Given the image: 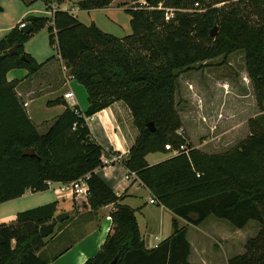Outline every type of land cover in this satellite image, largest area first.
I'll return each instance as SVG.
<instances>
[{"label": "trees", "instance_id": "obj_1", "mask_svg": "<svg viewBox=\"0 0 264 264\" xmlns=\"http://www.w3.org/2000/svg\"><path fill=\"white\" fill-rule=\"evenodd\" d=\"M19 1L31 5L40 0ZM65 1L73 0H56L58 5ZM115 1L81 0L77 6L81 11L102 10ZM144 1L146 6L139 3L128 10L132 35L124 38L58 9L51 17L24 20L30 34L18 25L0 39V205L28 190L46 191L48 183L88 177L90 210L114 205L115 211L113 234L85 264H111L116 258V264H192L189 227H199L210 217L240 231L256 222L257 235L248 238L244 252L228 264H264V0ZM196 4L202 12L195 11ZM167 9L174 10L169 21ZM45 28L70 76L85 88L89 106L82 112L63 98L48 102L66 109L42 134L17 96L20 81L8 82L7 75L22 69L31 78L52 59L39 63L24 51L26 41ZM215 28L217 36L212 37ZM14 46L18 54L11 56L8 51ZM232 56L243 57L261 114L249 121L251 133L245 141L225 153L207 154L179 134L183 121L176 98L181 76ZM115 104L127 111V122L137 135L125 168L176 217L173 234L152 250L142 240L135 210L122 204L123 196L96 174L104 167L103 148L93 140L87 119ZM168 145L172 151L185 146L188 154L150 166L147 156L169 153ZM31 149L36 156H25ZM57 211L58 202H53L19 213L13 224H1L0 264H50L68 250L53 257L45 254L48 242L40 228L54 222ZM177 218L187 226L180 228Z\"/></svg>", "mask_w": 264, "mask_h": 264}, {"label": "crops", "instance_id": "obj_2", "mask_svg": "<svg viewBox=\"0 0 264 264\" xmlns=\"http://www.w3.org/2000/svg\"><path fill=\"white\" fill-rule=\"evenodd\" d=\"M44 2L48 6V3L45 0ZM0 5L3 9L0 12V14H2V17L0 16V34L3 32L9 33L15 27L23 23L24 20L33 16L30 15V13H32L30 10L20 11L15 17L5 16L6 7L1 2ZM51 7L52 10L49 14L52 16L54 11L53 6ZM62 10L75 16L68 9L64 8ZM4 37H6V35ZM52 60L53 58L45 64L38 74L31 78H27L28 72L22 69L12 70L7 75L8 82L15 80L20 81V84L16 88L17 96L20 98L23 105L28 104V106H24V108L34 125L39 131V125H41L45 133L66 109V106L64 105L50 107L48 106V102L63 98L69 107L79 108V101L83 100L86 92L84 91L83 86L70 76V73L60 56L58 57V61L61 64L60 69L56 68L54 64H51ZM39 74H41V76H38ZM69 92L74 93V102L64 98V95ZM83 106L84 108H80L79 110L85 112L89 106L88 95L87 105L85 106L82 104V107ZM38 117H42L40 118V124L35 122ZM127 119L128 113L121 104H115L114 106L98 112L91 118L87 119L93 140L103 148L102 161L111 160L113 155L118 157L117 162L112 163L109 166L104 165L103 168L96 171V174L103 179L118 196H123L122 204L135 210L142 240L144 241L146 248L152 250L173 234V227L165 225L164 222L160 223V226L157 227V233L164 236L160 239L158 236H155V238L152 239L147 235L149 223L145 220V223H140V216L145 218V211L148 209V206H151L149 208L152 209L155 208L154 206H157L161 210L160 214H162L164 218L165 216H168V221H170L171 226L172 220L176 217L166 208L159 206L151 192L140 181L126 179L129 171L125 168L124 163L129 159L130 148L133 146L135 138L137 137L133 129L129 128L131 126L127 122ZM40 133L42 132L40 131ZM169 153L172 152L170 151ZM151 155L154 154L147 156V162L150 166L163 162L159 160L157 156H152V161L150 162L149 157ZM173 156H175L174 153L172 157ZM59 185L60 183H54L53 187H48V189L43 192H33L28 190L21 198L0 205V225L13 224L16 222L19 213L46 205L44 203H49L45 202L47 198L46 194H48L49 191H52L55 199L53 201L58 202L56 216L61 213H67L70 221L61 228L56 226L54 233L45 239L48 242L45 254H48L47 250L49 248H52L54 251L58 249V251L51 256L53 257L59 254L64 248H68V250L50 264H85L88 260L94 258L99 253L101 247L106 242L107 237L113 234L114 225L111 215L115 211V206L109 205L92 212L87 206V203L82 199L59 197L54 191ZM147 196H149L148 199ZM151 201L156 202L151 203ZM137 202H140V204L138 205ZM177 220L180 228L185 227V225L182 226V222L187 226V223L184 220L178 218ZM204 224L205 223L195 228L200 231L199 229L202 228ZM79 229H81L82 232L75 234ZM209 230L212 231L208 226L206 230L207 233L200 231L194 236L195 245H193L188 236L191 244L190 262L192 264H228L230 258L243 253V248L238 241L236 232L231 233L230 235H221L220 238L223 242V246L219 249L218 254L210 255V253H206L203 240L211 239V234H208ZM61 240L62 248L59 250L57 244Z\"/></svg>", "mask_w": 264, "mask_h": 264}, {"label": "rangeland", "instance_id": "obj_3", "mask_svg": "<svg viewBox=\"0 0 264 264\" xmlns=\"http://www.w3.org/2000/svg\"><path fill=\"white\" fill-rule=\"evenodd\" d=\"M78 1L80 0L65 1L62 5H58L56 0L47 2H50L51 6L55 5L57 9H68L85 25L94 24L103 32L118 38L132 35L131 16L128 10L138 6L139 3L140 5L145 3L144 0H140L138 3L132 0H117L111 7L106 9L81 11L77 6ZM0 2L6 7L5 16L15 17L20 11L27 10L32 11L30 13V15H33L32 17L51 16L49 14L51 10H48L44 0L34 2L31 5L19 0H0ZM0 16L2 17V14ZM7 33H1L0 39ZM49 37L47 28L42 29L26 41L24 51L35 57L39 63H44L48 59L53 58L51 64L60 69L61 64L58 61L59 52L57 45L51 46ZM208 65L197 66V70L181 76L180 91L176 101L178 112L183 121V133L188 137L191 145L207 154H222L235 148L248 138L251 133L249 121L259 116L261 110L258 107L251 82L246 73L243 57L232 56L226 61L221 57L211 61ZM38 76H41V74ZM83 89L86 91L84 87ZM86 93L83 100H78L80 103L79 109L84 108L82 104L87 105ZM40 118L42 117H38L35 120L37 124H40ZM39 128L42 133H45L41 125H39ZM171 152L151 155L149 157L150 162L152 161V156H157L161 161L167 160L176 151ZM46 197L45 202H55L53 201L55 199L52 191H49ZM148 198L149 196H147ZM49 203L44 204L47 205ZM137 204L139 205L140 202H137ZM149 207L151 206H148L145 211V218L140 216V223L143 224L145 221L149 223L147 235L152 239L155 236H158L159 239L163 238L164 235L157 233V227L162 222L172 227L170 221H168V216L164 218L157 206H154V209ZM184 225L186 226L182 222V226ZM208 226L212 229V231H208V234H211V239L203 240V242L206 253H210V255L218 254L219 249L222 248L223 242L220 238L222 234L230 235L236 232L244 252V245L247 239L255 237L259 230L256 222H250L244 230L240 231L234 229L228 222L218 220L215 217H210L199 230L206 232ZM200 231L195 227L189 228L188 236L193 245H195L194 236ZM81 232L82 230L79 229L75 234ZM57 245L60 250L62 248V240ZM57 251L58 249L54 251L49 248L46 256L51 257Z\"/></svg>", "mask_w": 264, "mask_h": 264}, {"label": "built area", "instance_id": "obj_4", "mask_svg": "<svg viewBox=\"0 0 264 264\" xmlns=\"http://www.w3.org/2000/svg\"><path fill=\"white\" fill-rule=\"evenodd\" d=\"M45 1H50V0H45ZM217 1V0H216ZM142 6H146V3H141ZM196 10L199 9V5L196 4L195 5ZM160 10H164L162 8V6L159 7ZM57 9V7H55V5H53V11L55 12ZM198 12H202V10H199ZM174 16V10H170L167 9L166 10V21H169L173 18ZM27 27V23H21L20 24V29L26 28ZM64 98L66 100H70L72 102H74V93L73 92H69L66 93L64 95ZM25 107L28 106V104H24ZM75 106V105H74ZM180 135L183 134V130H181L179 132ZM167 150L172 151V147L171 146H167L166 147ZM186 153L188 154V151H186L185 146H181L179 150H177L175 152V155L181 154V153ZM118 161V157L114 156L112 157L111 160H106V161H102L103 164L105 166H109L112 163H115ZM127 180L133 179V180H138L137 174L135 172H128V175L126 176ZM139 181V180H138ZM54 183H48V187H53ZM55 193L59 196V197H71L74 199H82L84 202L88 203V199H89V195H90V190H89V185H88V177H83L77 181L71 182V183H67V184H60L59 187L54 189ZM156 201H151V203H154Z\"/></svg>", "mask_w": 264, "mask_h": 264}, {"label": "water", "instance_id": "obj_5", "mask_svg": "<svg viewBox=\"0 0 264 264\" xmlns=\"http://www.w3.org/2000/svg\"><path fill=\"white\" fill-rule=\"evenodd\" d=\"M31 27L30 26H27L26 28H23L22 29V32L24 34H30L31 33ZM217 32H218V29L215 28L211 35L212 37H216L217 36ZM8 54L9 55H17L18 54V46H14L12 49H10L8 51ZM3 57H0V60L2 59ZM23 60H26L25 57H23ZM149 128L151 129L152 132L155 131V128H154V125L151 123L149 125ZM25 156L27 157H34L36 156L34 150H26L25 153H24ZM69 218V215L67 213H61L59 215H57L55 217V221L50 223L49 225H46V226H43L40 228V235L43 239H46L48 237H50L53 233H54V230H55V227L58 225V224H62L66 219ZM117 263V258L111 263V264H116Z\"/></svg>", "mask_w": 264, "mask_h": 264}]
</instances>
